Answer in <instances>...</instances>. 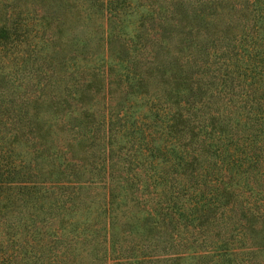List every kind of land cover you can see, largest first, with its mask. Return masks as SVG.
Wrapping results in <instances>:
<instances>
[{"label":"trees","instance_id":"16d2710c","mask_svg":"<svg viewBox=\"0 0 264 264\" xmlns=\"http://www.w3.org/2000/svg\"><path fill=\"white\" fill-rule=\"evenodd\" d=\"M0 264H264V0H0Z\"/></svg>","mask_w":264,"mask_h":264}]
</instances>
